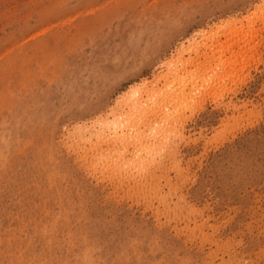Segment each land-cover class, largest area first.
I'll use <instances>...</instances> for the list:
<instances>
[{
	"label": "rangeland",
	"instance_id": "1",
	"mask_svg": "<svg viewBox=\"0 0 264 264\" xmlns=\"http://www.w3.org/2000/svg\"><path fill=\"white\" fill-rule=\"evenodd\" d=\"M86 263L264 264V0H0V264Z\"/></svg>",
	"mask_w": 264,
	"mask_h": 264
},
{
	"label": "bare ground",
	"instance_id": "2",
	"mask_svg": "<svg viewBox=\"0 0 264 264\" xmlns=\"http://www.w3.org/2000/svg\"><path fill=\"white\" fill-rule=\"evenodd\" d=\"M237 37H238V36H237ZM237 39H239V38H237ZM239 41H240V40H239ZM177 67H178V66H177ZM184 67H185V66H184ZM172 68H173V67H172ZM175 68H176V67H175ZM180 68H181V67H180ZM182 68H183V67H182ZM182 68H181V70H183ZM172 70H173V69H172ZM177 70H178V69H177ZM169 71H171V70H169ZM183 71H184V70H183ZM183 71H181V72H183ZM172 72H173V71H172ZM177 73H178V72H177ZM177 75H179V74H177ZM185 75H186V74H185ZM172 76H173V75H172ZM165 77H166V76H165ZM168 77H169V76H168ZM174 79L176 80V78H174ZM177 79H179V78H177ZM167 80H168V78H167ZM181 80H182V79H181ZM179 83H180V81H179ZM182 84H183V83H182ZM184 88H185V87H184ZM174 89H175V88H174ZM147 90H148V89H147ZM165 90H166V89H165ZM165 90H164V91H165ZM167 91H168V90H167ZM183 91H184V90H183ZM144 92H146V91H144ZM168 92H171V91H168ZM172 93H173V92H172ZM145 94H146V93H145ZM147 94H148V93H147ZM147 94H146V95H147ZM184 94H185V93H184ZM186 94H188V93H186ZM193 94H194V93H193ZM151 95H152V94H151ZM190 95H192V94H190ZM170 96H171V94H170ZM173 96H174V95L172 94V97H173ZM175 96H176V95H175ZM184 96H186V95H184ZM151 97H152V96H151ZM190 97H191V96H190ZM176 98H177V96H176ZM176 98L174 97V99H176ZM166 99H167V98H166ZM171 99H172V98H171ZM174 99H173V100H174ZM177 99H178V98H177ZM177 99H176V101H177ZM152 100H153V99H152ZM156 100H157V99H156ZM157 101H158V100H157ZM167 101H168V99H167ZM171 101H172V100H171ZM138 102H139V101H138ZM153 102H154V101H153ZM159 102H160V101H159ZM136 103H137V102H135V105H136ZM132 104H133V103H132ZM165 104H166V103H165ZM167 104H168V103H167ZM135 105H134V106H135ZM139 105H140V109H141V104H138V106H139ZM153 105H154V104H153ZM134 106H133V108H134ZM154 106H157V105H154ZM131 107H132V106H131ZM160 107H161V106H160ZM167 108H168V107H167ZM129 109H130V107H129ZM129 109H128V112H129ZM142 109L144 110L143 107H142ZM153 110H154V109H153ZM118 112H119V111H118ZM114 113H115V112H114ZM139 113H140V112H139ZM139 113H138V114H139ZM129 115H130V114H129ZM129 115H128L127 111H126V113H124V114H123V113L119 114L118 117L114 115V117H113L111 120H109V121L106 120V118H104V119L102 118L100 123H101L102 126H104V125H108V128H110V129L104 127L105 129H108V132H109L111 129H113V130H114V133L112 132L113 134H115V129H116V127H117V129L119 128V130H121V131H125V133H128V132L130 131V129H131V130L133 129V128H132V127H133L132 125H134L133 122L130 123V122H131V118H130ZM140 115H141V114H140ZM158 115H159V114H158ZM145 116H146V115H145ZM153 116H154V115H153ZM155 116H156V115H155ZM139 117H140V116H139ZM143 117H144V116H143ZM163 117H164V116H163ZM137 118H138V117H137ZM146 120H147V119H146ZM150 120H151V119H150ZM156 120H157V119H156ZM162 120L165 121V119H162ZM139 122H140V120H139ZM139 122H138V123H139ZM141 122H142V121H141ZM152 122H153V121H152ZM166 122H167V121H166ZM135 123H136V122H135ZM159 123H160V122H159ZM163 123H164V122H163ZM92 124H93V123H92ZM139 124H140V123H139ZM152 124H153V123H152ZM101 125H100V126H101ZM109 125H110V127H109ZM140 125H141V124H140ZM140 125H139V126H140ZM150 125H151V122H150ZM150 125H149V126H150ZM131 126H132V127H131ZM135 127H138V126H135V125H134V130H135ZM98 128H99V126H98ZM151 128H152V127H151ZM137 129H139V128H137ZM137 129H136V130H137ZM98 130H100V129H98ZM136 130H135V133H136ZM154 130H155V129H154ZM95 131H96V130H95ZM101 131L103 132V129H101ZM121 131H120V132H121ZM142 131H143V130H142ZM142 131H141V132H142ZM98 132L100 133V131H98ZM110 132H111V131H110ZM130 132H131V131H130ZM138 132H139V131H138ZM138 132H137V133H138ZM152 132H153V131H152ZM84 133H85V132H84ZM89 133H90V131H89ZM96 133H97V132H96ZM149 133H150V132H149ZM102 134H105V133L103 132ZM102 134H100V138H101ZM139 134H141V133L139 132ZM106 135L108 136L109 134H106ZM106 135H105V136H106ZM121 135H122V138H123L121 141H119V140L116 139V140H110V142H111V141H114L115 143H117V141H118V142H121V143H122V141H123V142L128 143L129 141H131L130 144L132 145V140L134 141V139H133L134 137H128L127 135H124V134H121ZM123 135H124V136H123ZM136 135H137V134H136ZM155 135H156V134H155ZM105 136H104V137H105ZM111 136H112V135H111ZM111 136H108V138L111 137ZM133 136H134V135H133ZM145 136L147 137V135H144V136L142 135V137H141V135H139L140 138H143V137H145ZM97 137H98V136H97ZM102 137H103V136H102ZM117 137H118V136H117ZM119 137H120V136H119ZM127 137H128V138H127ZM155 137L157 138V136H155ZM155 137H154V139H156ZM108 138H107V139H108ZM112 138H113V136H112ZM158 138H159V137H158ZM98 139H99V138H98ZM98 139H97V140H98ZM103 139H105V138H103ZM103 139H102V140H103ZM109 139H110V138H109ZM114 139H115V138H114ZM120 139H121V137H120ZM137 139H139V138L137 137ZM100 140H101V139H100ZM140 140H141V139H140ZM145 140H146V139H145ZM145 140H144V141H145ZM147 140H148V143H151V142H149V139H148V138H147ZM152 140H153V138H152ZM107 141H108V140H107ZM135 141H136V140H135ZM150 141H151V140H150ZM154 141H155V140H154ZM154 141H153V142H154ZM98 142H99V141H98ZM101 142H102V141H101ZM110 142H109V143H110ZM138 142H139V141H138ZM146 142H147V141H146ZM158 142H159V140H158ZM105 143H106V140H105ZM109 143H107V145H108ZM112 143H113V142H112ZM121 143H120V144H121ZM91 144H92V143H91ZM99 144H100V143H99ZM135 144H136V143L134 142V145H135ZM140 144H142L141 141H140ZM110 145H111V144H110ZM112 145H114V144H112ZM117 145H119V143H117ZM131 145H130V146H131ZM145 145H146V143H145ZM122 146H124L123 143H122L121 147H122ZM141 146H142V145H140V147H141ZM110 147H111V146H110ZM110 147L108 146V148H110ZM128 147H129V146H128ZM136 147H139V145L136 146ZM145 147H147V146H145ZM83 148H84V147H83ZM95 148H96V147H95ZM113 148H117V147H116V146H113ZM124 148H126V147H124ZM81 149H82V148H81ZM84 149H85V148H84ZM105 149H106V148H105ZM105 149H104V150H105ZM111 149H112V148H111ZM117 149H118V148H117ZM125 150H126V149H125ZM137 150H138V148H137ZM86 151H88V150H86ZM99 151H100V150H99ZM102 151H103V148H102ZM106 151H108V150H106ZM118 151H119V150H118ZM130 151H131V150H130ZM130 151H129V152H130ZM116 152H117V151H116ZM138 152L141 153L142 151L140 150V151H138ZM97 153H98V152H97ZM99 153H100V152H99ZM103 153H104V152H103ZM103 153L100 154V155L102 156ZM109 153H110V151H109ZM109 153H108V155H109ZM114 153H115V152H113V155H114ZM125 153H126V152H125ZM125 153H123V154H125ZM133 153H134V152H133ZM111 154H112V153H111ZM127 154H128V151H127ZM129 154H132V153H129ZM135 154H136V153H135ZM142 154H143V153H142ZM144 154H145V153H144ZM3 155H4V154H3ZM95 155H96V154H95ZM97 155H98V154H97ZM97 155H96V156H97ZM125 155H126V154H125ZM136 155H141V154L138 153V154H136ZM136 155H135V158H136ZM88 156H89V155H88ZM93 156H94V155H93ZM104 156H106V155L104 154ZM111 156H112V155H111ZM111 156H109V158H112ZM118 156H121V155H119V153H118ZM118 156H117V157H118ZM126 156H127V155H126ZM133 156H134V154H133ZM133 156H132V157H133ZM94 157H95V156H94ZM99 157H100V156H99ZM113 157H114V156H113ZM115 157H116V156H115ZM137 157H139V156H137ZM140 157H141V156H140ZM142 157H144V156H142ZM142 157H141V161L145 159V158H142ZM91 158H92V157H91ZM106 158H107V156H106ZM106 158H105V159H106ZM120 158H121V157H120ZM127 158H128V160H129V157H127ZM135 158H134V159H135ZM101 159H102V158L100 157L99 160H101ZM130 159H131V158H130ZM85 160H86V159H85ZM99 160H98V161H99ZM110 160H111V159H110ZM114 160H115V159H114ZM124 160H125V159H124ZM105 161H106V160H105ZM120 161H121V160H120ZM132 161H133V160H132ZM132 161H131V162H132ZM93 162H94V161H93ZM111 162H114V161H110V163H109V161H108V159H107V163H109V164L111 165ZM115 162H116V161H115ZM117 162H119L118 159H117ZM131 162H130V163H131ZM133 162H134V163H133L132 165H135V161H133ZM145 162H146V161H145ZM148 162H149V161H147V163H148ZM87 163H88V161H87ZM90 163H91V162L89 161V165H90ZM121 163L124 164L123 161H122ZM126 163H127V159H126ZM143 163H144V161H143ZM143 163L141 162V165H142ZM92 164H93V166H95V165H96V162H95V164H94V163H92ZM102 164H103V161H102ZM104 164H105V163H104ZM104 164H103V165H104ZM109 164H108V165H109ZM123 164H122V165H123ZM139 164H140V163H139ZM89 165H88V166H89ZM98 165H99V162H97V167H98ZM110 165H109V166H110ZM114 165H115V164H114ZM126 165H127V164H126ZM155 165H156V164H155ZM93 166H92V167H93ZM99 166H100V165H99ZM104 166H105V165H104ZM104 166H103V167H104ZM109 166H105L104 169H106V167L109 168ZM116 166H117V165H116ZM119 166H120V163H119ZM137 166H138V165H137ZM142 166L145 167L146 164H144V165H142ZM148 166H149V168H150V163H148ZM151 166H152V165H151ZM90 167H91V165H90ZM100 167H101V166H100ZM129 167H131L130 164H129ZM133 167H135V166H133ZM138 167H139V166H138ZM144 167H141V168H143V170H144ZM152 167H153V166H152ZM94 168L96 169V167H94ZM110 168H111V167H110ZM114 168H115V166H114ZM119 168H120V167H119ZM124 168L126 169V167H124ZM124 168H123V169H124ZM141 168H140V169H141ZM146 168H147V166H146ZM149 168H148V169H149ZM99 169H100L101 172H103V170H102L103 168H102V169L99 168ZM112 169H113V168H112ZM125 169H124V170H125ZM128 169H130V168H128ZM128 169H126V171H127ZM137 169H138V168H137ZM148 169H145L144 172H143V171H140V170H139V171L142 172V176H145V175H146V172H145V171H148ZM107 170H108V169H107ZM107 170H105V171H107ZM110 170H111V169H110ZM113 170L115 171L114 173H116V170H115V169H113ZM149 170H150V169H149ZM118 171H120V170L118 169ZM118 171H117V172H118ZM121 171H122V170H121ZM111 172H112V170H111ZM127 172H128V171H127ZM131 172H132V171H131ZM136 172H137V170H136ZM150 172H151V171H150ZM108 173H109V172H108ZM144 173H145V174H144ZM102 174H103V173H102ZM116 174H117V173H116ZM116 174H114V175H116ZM123 174H124L125 177H127V173H126V175H125V173L123 172ZM128 174H129V173H128ZM148 174H149V173H148ZM119 175H121V174L119 173ZM111 176H112V175H111ZM133 176H134V174H133ZM138 176H141V175H138ZM142 176H141V178H142ZM103 177H104V176H103ZM119 177H120V176H119ZM121 177H122V176H121ZM121 177H120V178H121ZM145 177H146V176H145ZM145 177H144V178H145ZM147 177H148V176H147ZM147 177L145 178L146 180H147ZM148 178H149V177H148ZM152 178H153V177H152ZM103 179H104V178H103ZM111 179H112V178H111ZM118 180H119V179H118ZM128 180H129V179H128ZM147 181H148V180H147ZM156 181H157V179H156ZM123 182H124V181H123ZM125 182H126V181H125ZM140 182H141V181H140ZM138 183H139V182H138ZM146 183H147V182H146ZM149 183H150V181H149ZM167 183H168V182H167ZM121 184H122V183H121ZM128 184H129V183H128ZM140 184H142V183H140ZM144 184H145V183H144ZM144 184H143V185H144ZM150 184H151V183H150ZM138 185H139V184H138ZM138 185H137V188H139ZM145 185H146V184H145ZM157 185H158V184H157ZM150 186H151V185H150ZM126 187H127V186H126ZM132 187H133V186H132ZM140 187H141V186H140ZM151 187H152V186H151ZM134 188H135V187H134ZM142 188H144V187H142ZM149 188H150V187H149ZM123 190H124V189H123ZM129 190H130V189H129ZM134 190H135V189H134ZM136 190H137V189H136ZM136 190H135V191H136ZM138 190H139V189H138ZM127 194H128V193H127ZM132 194H133V193H132ZM79 259H80V258H79ZM25 262H26V261H25ZM86 264H87V263H86Z\"/></svg>",
	"mask_w": 264,
	"mask_h": 264
}]
</instances>
